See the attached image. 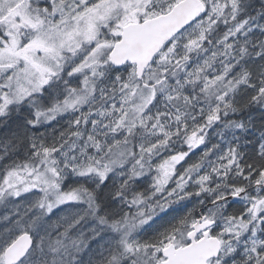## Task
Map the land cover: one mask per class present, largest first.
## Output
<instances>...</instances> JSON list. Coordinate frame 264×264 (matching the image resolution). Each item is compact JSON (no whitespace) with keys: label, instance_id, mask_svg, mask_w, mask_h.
Listing matches in <instances>:
<instances>
[{"label":"snow or ice","instance_id":"snow-or-ice-1","mask_svg":"<svg viewBox=\"0 0 264 264\" xmlns=\"http://www.w3.org/2000/svg\"><path fill=\"white\" fill-rule=\"evenodd\" d=\"M254 111L264 0H0V264H264Z\"/></svg>","mask_w":264,"mask_h":264},{"label":"trees","instance_id":"trees-1","mask_svg":"<svg viewBox=\"0 0 264 264\" xmlns=\"http://www.w3.org/2000/svg\"><path fill=\"white\" fill-rule=\"evenodd\" d=\"M253 120L256 123L257 126H259L261 124V122H264V115H261L259 112H253ZM199 155V152L195 153V155H193L191 157V159H195L196 156ZM5 210L3 208H0V213H3ZM55 219V217H54Z\"/></svg>","mask_w":264,"mask_h":264}]
</instances>
